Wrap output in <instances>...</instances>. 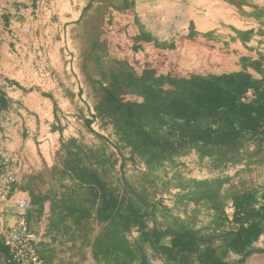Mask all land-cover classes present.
<instances>
[{
	"label": "rangeland",
	"instance_id": "obj_1",
	"mask_svg": "<svg viewBox=\"0 0 264 264\" xmlns=\"http://www.w3.org/2000/svg\"><path fill=\"white\" fill-rule=\"evenodd\" d=\"M45 2L46 10L44 3L33 1L32 7L39 8L43 17L33 25L37 32L32 37L48 38L50 32L40 33V26L53 28L56 24L69 29H53V40L75 41L79 51L89 50L84 59L86 75H79L77 81L81 84L78 95H84L93 105V116L102 122L105 132L107 128L110 132L91 143L96 152L75 141L62 142L59 164L69 173L57 167L44 169L38 178L39 189L56 185L57 190L67 184L65 198L75 204H83L78 199L83 191L98 205L111 198L119 200L126 211L135 209L143 217L151 236L153 229L155 244L165 243L164 234L171 238L166 241L171 240L175 249L173 264H218L212 259L220 264H241L246 255L264 248V240L258 246L257 239L228 247L229 232L239 223L234 220L232 190L252 185L255 207L264 205V164L254 166L239 159H223L191 143L178 146L177 152L166 159L154 161L149 153L126 144L112 119L98 109L103 87L112 83V75L122 71L139 74L151 68L154 75L163 76L240 72L255 80L264 79V0ZM210 7L215 8L211 22L198 23ZM138 37L146 41L143 51H149L148 40L153 41L152 49L164 51L159 60L152 58V64L129 62ZM41 81L49 89L55 83L53 79ZM162 85L170 87L165 81ZM252 92L249 91L251 96ZM47 97L51 93L47 92ZM122 97L141 99L132 89ZM84 114L90 115L89 111H79L77 116ZM208 195H215L214 201L220 198L219 209L207 204ZM116 222L111 220L105 230L126 231ZM70 226L81 230L87 224L76 222ZM95 228L99 231L100 224ZM188 240L191 246L184 247L182 243ZM206 253L210 260L204 259Z\"/></svg>",
	"mask_w": 264,
	"mask_h": 264
},
{
	"label": "crops",
	"instance_id": "obj_2",
	"mask_svg": "<svg viewBox=\"0 0 264 264\" xmlns=\"http://www.w3.org/2000/svg\"><path fill=\"white\" fill-rule=\"evenodd\" d=\"M33 1L0 0V162L6 164L8 174L15 179L13 198L28 196L30 199L27 217L38 234L39 256L46 264H173L175 249H172L171 240L166 241L170 237L164 234L165 243L155 244L153 229L151 236L142 216H137L126 231H117L116 235L105 230L104 226L111 220L117 221L116 226L123 225L122 214L127 211L119 205V200L110 216L98 220L93 216H80L79 211H70L83 204L65 198L67 184L57 190L56 185L48 188L41 185L39 189L38 178L44 169L57 167L69 173L59 164L62 142L75 141L96 152L97 148L91 143L96 142L97 136L107 137L110 130L104 131L102 122L93 116V105L84 95H78L81 84L77 81L79 75H86L84 59L89 50L79 51L75 41L53 40V29H69L53 23H49L53 28L44 25L38 30L40 33L49 31L48 38L34 39L32 34L37 31L32 29L33 25L43 14L39 8L32 7ZM45 1L37 0V3H44L46 10ZM214 9L206 8V16L198 23L211 22ZM148 41L149 51H143L146 41L139 37L134 41L133 57L128 58L129 62L152 64V58L159 60L164 51L152 49L153 41ZM44 79H53L55 83L50 89L43 87L41 80ZM47 92L51 93L50 98ZM79 111H89L90 115L78 117ZM76 222L87 226L81 232L76 226H70ZM97 224H100L99 231L95 228ZM144 233L147 236L144 237ZM97 239L100 246L94 249ZM110 239H116L120 246L108 250ZM262 240L263 233L256 240L258 246H262ZM0 264H12L1 242ZM241 264H264V248L246 255Z\"/></svg>",
	"mask_w": 264,
	"mask_h": 264
},
{
	"label": "trees",
	"instance_id": "obj_3",
	"mask_svg": "<svg viewBox=\"0 0 264 264\" xmlns=\"http://www.w3.org/2000/svg\"><path fill=\"white\" fill-rule=\"evenodd\" d=\"M154 74L151 68L139 74L122 71L112 75V83L102 89L98 109L112 119L126 144L149 153L154 161L166 159L177 152L178 146L191 143L223 159H239L254 166L264 164V79L255 80L240 72ZM163 81L170 87H163ZM129 89L141 99L125 100L122 94ZM69 166L73 168V164ZM254 193L252 185L232 190L234 220L239 223L229 232L228 247L252 242L264 231V205L255 207ZM215 195H208L207 204L219 209L221 200L214 201ZM78 199L83 206L70 211L98 220L110 216L116 203L111 198L105 204H95L87 192ZM137 216L133 209L123 213V225L119 227L126 229ZM176 242L179 244V239ZM182 245L189 247L191 242ZM99 246L97 239L94 249ZM118 246L116 239H110L106 248ZM204 259L210 260L211 256L206 253ZM212 261L220 264L217 259Z\"/></svg>",
	"mask_w": 264,
	"mask_h": 264
},
{
	"label": "built area",
	"instance_id": "obj_4",
	"mask_svg": "<svg viewBox=\"0 0 264 264\" xmlns=\"http://www.w3.org/2000/svg\"><path fill=\"white\" fill-rule=\"evenodd\" d=\"M0 165V242L7 248L12 264H46L37 252L38 234L27 217L30 199L13 198L15 179L8 174L4 162Z\"/></svg>",
	"mask_w": 264,
	"mask_h": 264
},
{
	"label": "bare ground",
	"instance_id": "obj_5",
	"mask_svg": "<svg viewBox=\"0 0 264 264\" xmlns=\"http://www.w3.org/2000/svg\"><path fill=\"white\" fill-rule=\"evenodd\" d=\"M166 14H167V12H166Z\"/></svg>",
	"mask_w": 264,
	"mask_h": 264
}]
</instances>
